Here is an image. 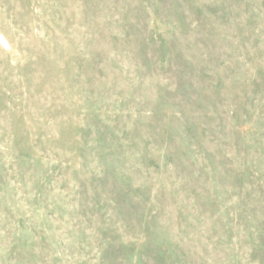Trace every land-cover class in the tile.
Returning a JSON list of instances; mask_svg holds the SVG:
<instances>
[{
  "label": "rangeland",
  "instance_id": "obj_1",
  "mask_svg": "<svg viewBox=\"0 0 264 264\" xmlns=\"http://www.w3.org/2000/svg\"><path fill=\"white\" fill-rule=\"evenodd\" d=\"M0 264H264V0H0Z\"/></svg>",
  "mask_w": 264,
  "mask_h": 264
}]
</instances>
